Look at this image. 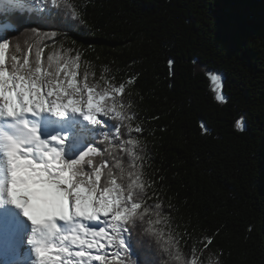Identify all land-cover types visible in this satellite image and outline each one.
<instances>
[{
  "label": "trees",
  "instance_id": "obj_1",
  "mask_svg": "<svg viewBox=\"0 0 264 264\" xmlns=\"http://www.w3.org/2000/svg\"><path fill=\"white\" fill-rule=\"evenodd\" d=\"M74 3L79 16L66 28L39 26L35 12L0 11V40L7 33L26 47L28 29L56 31L45 55L79 52L81 76L125 83L126 111L145 129L133 135L147 202L162 204L168 216L158 227L180 252L177 261L138 228L134 264H264V0ZM56 11L49 5L47 14Z\"/></svg>",
  "mask_w": 264,
  "mask_h": 264
},
{
  "label": "snow or ice",
  "instance_id": "obj_2",
  "mask_svg": "<svg viewBox=\"0 0 264 264\" xmlns=\"http://www.w3.org/2000/svg\"><path fill=\"white\" fill-rule=\"evenodd\" d=\"M78 9L74 0H0V11L35 12L39 26L56 28ZM39 26L28 29L26 47L7 33L0 40V251L20 255L26 242L31 264H134L130 234L143 228L179 261L176 240L158 227L168 214L147 202L133 135L145 129L126 111L125 83L81 76L79 52L45 55L58 33Z\"/></svg>",
  "mask_w": 264,
  "mask_h": 264
},
{
  "label": "bare ground",
  "instance_id": "obj_3",
  "mask_svg": "<svg viewBox=\"0 0 264 264\" xmlns=\"http://www.w3.org/2000/svg\"><path fill=\"white\" fill-rule=\"evenodd\" d=\"M58 223L62 224L63 222H59ZM29 229H30V224L28 225ZM26 244V242H25ZM23 245L22 249H21V254L20 255H16L15 258L14 256L11 257L9 260V264H20V262L24 263V264H31L32 260L34 259V256L32 255V253L30 252V246ZM25 247V248H24ZM1 256L3 257L4 261L5 259H7V251H0Z\"/></svg>",
  "mask_w": 264,
  "mask_h": 264
},
{
  "label": "rangeland",
  "instance_id": "obj_4",
  "mask_svg": "<svg viewBox=\"0 0 264 264\" xmlns=\"http://www.w3.org/2000/svg\"><path fill=\"white\" fill-rule=\"evenodd\" d=\"M214 89H215V91H216V93H217V95H222L223 96V94H222V90H223V81L221 80V78L219 79V84H216V83H214ZM240 125H241V123H240ZM26 245V244H25ZM25 248V247H24ZM7 259H5V261H4V259H3V257L1 256V254H0V264H9V259L11 258V257H13L14 256V258H15V256H16V254L15 253H12V252H10V251H7ZM20 264H24V263H22V262H20ZM213 264H216L215 263V261L213 262Z\"/></svg>",
  "mask_w": 264,
  "mask_h": 264
}]
</instances>
